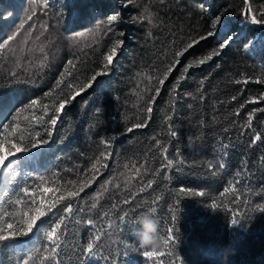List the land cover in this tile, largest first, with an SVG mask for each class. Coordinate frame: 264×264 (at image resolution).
I'll return each instance as SVG.
<instances>
[{
	"label": "trees",
	"instance_id": "trees-1",
	"mask_svg": "<svg viewBox=\"0 0 264 264\" xmlns=\"http://www.w3.org/2000/svg\"><path fill=\"white\" fill-rule=\"evenodd\" d=\"M0 44V264H264V0H0Z\"/></svg>",
	"mask_w": 264,
	"mask_h": 264
},
{
	"label": "snow or ice",
	"instance_id": "snow-or-ice-1",
	"mask_svg": "<svg viewBox=\"0 0 264 264\" xmlns=\"http://www.w3.org/2000/svg\"><path fill=\"white\" fill-rule=\"evenodd\" d=\"M28 19H31V16H29ZM116 19H117L116 16H112L110 18V21H115ZM251 19L254 23H257V24L262 23L261 20H258L256 18V15H252ZM215 27H216V23L213 24V28H215ZM209 35H211V33H209ZM9 39H12V37H9ZM229 39H231V37H229ZM6 43H7V41L4 42V44H6ZM4 44H0V49H2L4 47ZM223 46L224 45H222V47ZM115 56H116V48H113L111 53L106 57L105 68L108 65H111L113 63V58ZM211 58H212L211 56H208L205 59L210 60ZM200 63L201 64L204 63V60H201ZM185 71H187V69H185ZM93 79H95V77H93ZM161 83H163V81H161ZM77 95H79V93H77ZM73 99H74V97H73ZM32 103L35 104L36 101H33ZM65 107H66L65 103H60L59 108L56 110L57 113H62L63 110L65 109ZM148 111L151 112V108H149ZM16 119H17V117H15V116L12 117V123H14ZM58 119H59L58 115L54 116L50 121L51 125H53V126L56 125ZM250 123H251V118H249V124ZM140 126L141 125H137V127H140ZM8 127H9L8 124H0V130H3L5 132L8 130ZM14 130L15 129H13V131ZM128 131L130 132V131H132V129L129 128ZM173 135H175V133H173ZM20 139L23 140V137L21 136ZM255 139L257 141L260 140V136L257 135L255 137ZM41 143L42 144H48L49 141H48V139H44L43 141H40L39 143L33 142V143H31L30 147L31 148H37L40 146ZM8 145H11V147H8ZM29 150H30L29 147L22 146L21 144H18L15 141L8 140L7 138L0 139V172L7 171L13 164H16L17 162H19L22 158V154H23V158H27V153L29 152ZM101 155H103V153H101ZM171 163H172V161L169 160L168 164L171 165ZM220 166L223 167V165H220ZM93 167H95V165ZM239 175H240V173L238 172L237 176H239ZM148 186L151 187V183H149ZM230 190H232V189H227L226 191H230ZM22 191L24 194H29V189L27 187L23 188ZM44 191L50 192V191H52V189L45 188ZM83 191H84V188L81 187L79 189V192H83ZM141 191H143V188L141 189ZM79 192L69 191L67 193V196L68 197H75V196L79 195ZM198 195L203 196L204 193L200 192V193H198ZM63 199H65V197L61 196L60 200H63ZM157 199H159V198H157ZM124 202L128 203L129 201H124ZM15 203L20 204L21 199H19V198L16 199ZM33 203H35V201H33ZM152 203L155 204L156 201L154 200ZM93 207H95L94 204H93ZM148 209H152L154 211V213H156V211H157L156 207H149ZM66 210L68 213H71L72 212L71 205H68ZM36 211H37V215L31 217L30 222L24 221V223L27 224V228H26V230L24 228H21L19 230L20 235L27 236L29 233H31L33 230V227L36 225L37 220H39L40 217H42L44 215L43 211H41L39 209H37ZM57 219H59V223L54 222V227H52L51 231L47 232V234H46L47 241L51 242V244L54 245V247L52 248V252L50 253V255L52 257L56 256L57 249L60 248V243H59L60 238L57 236V229H59L61 227V225L64 223V220L62 218L57 217ZM121 219H123V217H121ZM232 224L234 226L237 225L238 224L237 219H233ZM7 229H9V230L13 229V224H11V223L7 224ZM172 231H173L172 229H169L168 230L169 235L163 239V244L165 246H167L173 240ZM14 239H17V234L15 231H9L7 234H3V230H0V242H4V241H8V240H14ZM99 239H100V236L97 235L95 237V240H99ZM93 247H94L93 242L87 243L86 248L84 250L86 255L95 256V253L93 251ZM144 255L147 257H156V256H163V255H165V253L164 252H157L156 248L152 247L151 250L145 251ZM25 264H27L26 261H25Z\"/></svg>",
	"mask_w": 264,
	"mask_h": 264
},
{
	"label": "clouds",
	"instance_id": "clouds-1",
	"mask_svg": "<svg viewBox=\"0 0 264 264\" xmlns=\"http://www.w3.org/2000/svg\"><path fill=\"white\" fill-rule=\"evenodd\" d=\"M138 222L141 226L138 234L142 245L155 247L158 242V221L154 217V211L147 209L142 212L138 217Z\"/></svg>",
	"mask_w": 264,
	"mask_h": 264
}]
</instances>
